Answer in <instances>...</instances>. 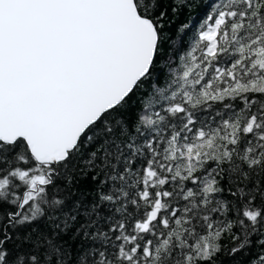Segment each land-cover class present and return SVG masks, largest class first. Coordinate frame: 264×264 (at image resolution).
Masks as SVG:
<instances>
[{
    "label": "snow or ice",
    "instance_id": "1",
    "mask_svg": "<svg viewBox=\"0 0 264 264\" xmlns=\"http://www.w3.org/2000/svg\"><path fill=\"white\" fill-rule=\"evenodd\" d=\"M0 264H264V0H0Z\"/></svg>",
    "mask_w": 264,
    "mask_h": 264
},
{
    "label": "trees",
    "instance_id": "2",
    "mask_svg": "<svg viewBox=\"0 0 264 264\" xmlns=\"http://www.w3.org/2000/svg\"><path fill=\"white\" fill-rule=\"evenodd\" d=\"M209 2H210V0H209ZM183 19V18H182Z\"/></svg>",
    "mask_w": 264,
    "mask_h": 264
}]
</instances>
